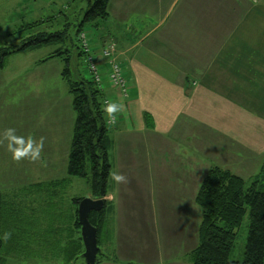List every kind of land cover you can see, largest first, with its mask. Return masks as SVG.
I'll return each mask as SVG.
<instances>
[{"label": "crops", "instance_id": "1", "mask_svg": "<svg viewBox=\"0 0 264 264\" xmlns=\"http://www.w3.org/2000/svg\"><path fill=\"white\" fill-rule=\"evenodd\" d=\"M178 1L174 18L122 24L114 43L126 99L109 86L108 61L100 55L112 39H89L101 93L122 105L109 128L111 172L103 201L111 213L99 234L105 258L98 264H190L201 222L194 199L208 170L230 172L264 160V109L257 96L264 94V35H257L263 0ZM238 3L239 16L253 11L255 19L220 14ZM186 8L198 17L185 16ZM113 173L126 181H113ZM164 208L175 212L170 223L163 222Z\"/></svg>", "mask_w": 264, "mask_h": 264}, {"label": "rangeland", "instance_id": "2", "mask_svg": "<svg viewBox=\"0 0 264 264\" xmlns=\"http://www.w3.org/2000/svg\"><path fill=\"white\" fill-rule=\"evenodd\" d=\"M94 1L84 0L82 10H86ZM173 1L112 0L107 11L108 19L85 24L83 30L90 40L110 37L112 41H107L103 49L108 43L115 45V38H121L122 29L126 26L122 24H134L135 20L149 17L174 18L176 10L173 11L175 7ZM182 1H178V4L180 5ZM261 4L263 7L257 10V17L264 22V0ZM240 5L238 3L225 6L224 14L221 12L220 14L224 18L236 19L245 16L248 19H255L256 13L253 11L249 13L245 11L239 16ZM229 7L232 8L230 15ZM73 9L74 4L71 0H0V47L18 46L20 39L9 34L27 23L55 18L57 20L55 27L51 28L49 24H45L42 28L45 31H55L66 22L61 15L63 14L72 24L66 43L61 45V49L69 47L71 52L69 65L71 79L77 80L78 77L92 79L83 65L84 57H80L77 51L80 45L75 35L77 24L74 19L77 16ZM185 16L198 17L195 9L187 8ZM81 18L82 13L77 22H80ZM262 22L257 27L259 37L264 35ZM56 49L57 47L48 46L32 52L14 53L7 57L4 67L0 69V194L7 202H10L9 199L21 201L23 209L25 205L26 211L19 208L22 212L19 213L21 228L17 223H11L10 228L18 226L17 231L23 232V228L30 233L29 239L25 237L28 240H22L21 243V248L26 250L28 248L30 252L27 253L25 250L24 255L8 256L6 264H63V256L59 252L68 243V229L72 225L75 211L72 201L94 199L85 180L68 178L66 174L75 114L71 108L72 97L61 79L64 62L60 59L44 62ZM257 92L264 109V94L262 91ZM249 101L250 99L246 100ZM256 112L261 115L262 108ZM8 128L15 129V134L25 139L31 136L36 142L42 140L43 147L39 159L13 160L6 150L7 141L3 137L5 129ZM111 132L109 130L110 134ZM262 164L247 166L241 164L240 167L230 169V173L244 182L246 190L254 182L253 176L262 172L259 170L261 166L264 167V160ZM62 181L66 183L59 184ZM263 189L259 188L258 191L262 192ZM175 200L179 202L177 196ZM161 213L164 223L172 222L175 212L170 213V210L164 208ZM247 213L246 211L235 231V240L229 255V260L233 262H240L243 259L248 227ZM59 233L61 239L58 237ZM79 237L80 229L73 232V239ZM72 264H83V259Z\"/></svg>", "mask_w": 264, "mask_h": 264}, {"label": "trees", "instance_id": "3", "mask_svg": "<svg viewBox=\"0 0 264 264\" xmlns=\"http://www.w3.org/2000/svg\"><path fill=\"white\" fill-rule=\"evenodd\" d=\"M84 0H71L74 4V19L77 26L75 35L84 32L85 24L94 23L97 20H106L110 0H95L92 5L82 10ZM77 2V3H76ZM78 12V13H77ZM82 18L77 22L81 13ZM79 14V15H78ZM66 21L62 27L55 31H45L43 26L49 24L55 27V18L44 21H35L24 24L14 30L9 36L18 37V46L0 47V69L5 65L7 57L19 52H32L42 47H57V49L44 60L60 59L64 62L61 79L65 82L68 93L72 97L71 108L75 114L73 123L70 150L67 158L66 174L68 178L85 180L89 186V192L94 199H103L107 193V183L111 172V164L108 153L112 141L109 137V127L106 125V113L104 112L103 94L96 87L91 78L78 77L71 79L69 70V47L61 49L66 43L68 32L72 26L65 15ZM58 18V16H56ZM80 57H85L80 47H77ZM145 123L149 118L145 117ZM148 125V124H147ZM250 188L244 190V182L227 170L218 167L210 168L202 180L196 193L194 203L201 211V222L198 229V245L190 253V264H263L264 262V172L258 174ZM62 181L59 184H65ZM52 185V184H51ZM50 185V186H51ZM81 199H74V217L72 225L68 229V243L61 248L59 254L63 257V264H72L82 258L84 251L81 237L73 239V232L79 231L76 209ZM0 194V236L5 232L11 233L7 241L0 240V264H6L8 256H20L25 254V248H21L22 240H28L30 233L18 226L10 228V224L20 226L19 220L21 201L10 200ZM20 208V209H19ZM248 212L247 236L244 245L243 259L240 262L229 260V255L235 240V231L240 226L245 212ZM111 213V207L104 202L103 208L98 212L88 214L89 224L97 232V246L99 247V234L104 228L105 218ZM74 229V230H73ZM25 237H28L26 239ZM61 239L59 233L58 236ZM29 253V249L26 250ZM28 256V255H27ZM101 257L97 252L95 264ZM27 258V257H26ZM83 264H85L83 259Z\"/></svg>", "mask_w": 264, "mask_h": 264}, {"label": "built area", "instance_id": "4", "mask_svg": "<svg viewBox=\"0 0 264 264\" xmlns=\"http://www.w3.org/2000/svg\"><path fill=\"white\" fill-rule=\"evenodd\" d=\"M253 1H258V0H253ZM78 41H79L81 51L85 55L84 65L89 71L94 84L100 87L102 78L98 72V67L94 63L93 58L90 54L91 49H90V45H89L86 35L84 33L79 34ZM115 55H116V49L112 43H108L107 46L101 50V56L108 61V65H109V72L106 76L109 86L112 89L116 90V92L118 93L121 99H126L128 95L127 83L123 77L122 69L119 63L117 62ZM108 103L109 102L105 100L103 102V105L106 106ZM115 121L116 119L112 120L107 115L106 125L108 127L113 126L115 124Z\"/></svg>", "mask_w": 264, "mask_h": 264}, {"label": "clouds", "instance_id": "5", "mask_svg": "<svg viewBox=\"0 0 264 264\" xmlns=\"http://www.w3.org/2000/svg\"><path fill=\"white\" fill-rule=\"evenodd\" d=\"M121 108L122 105L108 103L103 110L112 120H115L114 114L120 111ZM3 137L7 141L6 150L11 154L13 160L20 161L23 158H28L35 161L39 159L40 152L43 147L42 140L36 142L31 136L27 139L23 136H17L15 134V129L13 128L5 129ZM111 178L117 183L126 181V178L123 175L116 173H113ZM10 237L11 233L5 232L2 236H0V240L7 241Z\"/></svg>", "mask_w": 264, "mask_h": 264}, {"label": "water", "instance_id": "6", "mask_svg": "<svg viewBox=\"0 0 264 264\" xmlns=\"http://www.w3.org/2000/svg\"><path fill=\"white\" fill-rule=\"evenodd\" d=\"M103 199L86 198L80 200L77 205V222L80 227V236L84 248L82 258L85 264H95V258L99 248L97 247V232L88 222L90 212H98L103 208Z\"/></svg>", "mask_w": 264, "mask_h": 264}]
</instances>
